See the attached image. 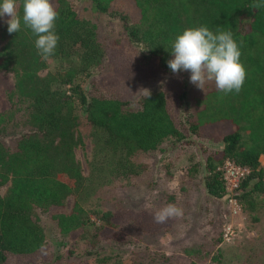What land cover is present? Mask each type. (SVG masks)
Instances as JSON below:
<instances>
[{"label":"trees","instance_id":"trees-1","mask_svg":"<svg viewBox=\"0 0 264 264\" xmlns=\"http://www.w3.org/2000/svg\"><path fill=\"white\" fill-rule=\"evenodd\" d=\"M81 1L119 22L112 49L99 40L96 25L80 17L68 0H51L58 12L59 41L47 60L38 54L37 37L23 23L18 33L9 34L7 24L0 27V71L11 75L14 97L10 108L0 113V264L30 256L42 264L58 261L34 215L59 210L68 198V211L50 215L62 239L92 249L103 230H125L124 223H116L118 212L86 210L87 192L138 177L144 166L135 163L134 156L206 141L218 128L229 132L203 160L204 190L210 198H225L218 168L225 161L246 168L234 197L256 222L257 196L264 195V167L259 163L264 156V7H251L258 0H129L137 11L132 20L112 8L114 0ZM17 6L22 16L23 0H17ZM200 26L233 33L246 79L238 94L225 95L216 88L205 92L194 100L193 111L187 101L190 72L173 74L167 61L173 58L176 37ZM51 60L56 63L49 67ZM105 63L128 84L111 85L95 76ZM156 77L164 81L148 88V99L143 92L133 94L139 84ZM81 118L92 128L86 176L74 155L81 143L76 133ZM154 214L140 220L139 212H126L125 217L136 233L168 231L173 218L157 223ZM220 241L218 236L216 243ZM184 253L193 256L198 250ZM215 253L218 257V248Z\"/></svg>","mask_w":264,"mask_h":264},{"label":"rangeland","instance_id":"rangeland-1","mask_svg":"<svg viewBox=\"0 0 264 264\" xmlns=\"http://www.w3.org/2000/svg\"><path fill=\"white\" fill-rule=\"evenodd\" d=\"M68 1L80 17L96 25L99 40L112 49L120 32L119 22L94 12L88 2ZM112 8L132 20L137 16V11L129 0H114ZM7 19V16L0 18V27L6 24ZM55 63L51 60L49 67ZM94 74L106 80L107 84L115 85L120 81L124 82L123 85L128 84V79H122L118 72L112 73L106 63ZM189 77L190 75L186 77L187 101L191 106L190 110L194 111V100L216 86L214 82H208L202 91L190 83ZM163 81L159 77L148 79L139 84L138 90L133 94L138 96L142 89ZM122 90L126 92L127 88ZM12 91L11 75L0 71V113L8 110L14 101ZM228 132V129L218 128L209 140H193L191 144H175L165 147L164 151L134 156L132 160L144 166L138 177L88 189L84 204L86 210L118 212L116 223L122 222L125 225V230H103L100 234L101 241L92 249L87 248L83 242L59 237L50 219V215L57 211H68L71 198L59 210L46 214L35 213L34 216L44 231L49 252L56 251L59 255V260L54 264H67L69 261L71 264H159L165 263V260L171 264H264V195L257 196L260 209L256 214L257 221L251 222L241 210L231 214L224 198H210L203 187V160L208 152L219 148L220 137ZM76 133L81 143L74 149V155L80 163L82 174L86 176L92 148V128L81 118ZM261 163L264 167V157L261 158ZM3 191L4 188L1 189ZM167 204H175L183 209V215L173 218L168 231L136 233L129 218L125 217L126 212H139L140 219ZM228 225L233 232L232 239L227 243L222 240L219 244L216 243L218 236L221 237L223 229ZM58 243L60 244L57 246ZM192 248L197 249L198 253L193 256L184 253ZM217 248L219 256L215 257ZM40 262L41 259L30 256L14 257L8 264H42Z\"/></svg>","mask_w":264,"mask_h":264},{"label":"clouds","instance_id":"clouds-1","mask_svg":"<svg viewBox=\"0 0 264 264\" xmlns=\"http://www.w3.org/2000/svg\"><path fill=\"white\" fill-rule=\"evenodd\" d=\"M251 7H264V0H258ZM5 16L8 17L5 22L9 34L18 33L23 23L37 37L34 46L42 59L47 60L55 54L59 41L55 32L58 12L51 0H23L22 16L17 0H0V18ZM170 53L173 58L167 65L171 72H190V83L202 91L208 82H214L216 89L225 95L238 94L244 85L246 69L240 60V46L230 30L213 32L206 26L185 29L176 37ZM142 92L146 99L151 96L149 89H142ZM182 215V208L167 204L155 212L154 219L164 223Z\"/></svg>","mask_w":264,"mask_h":264},{"label":"built area","instance_id":"built-area-1","mask_svg":"<svg viewBox=\"0 0 264 264\" xmlns=\"http://www.w3.org/2000/svg\"><path fill=\"white\" fill-rule=\"evenodd\" d=\"M218 170L221 173V177L224 183V189L226 191L225 201L229 208L231 214H236L240 212V207L234 197V192L238 187L239 182L244 178V176L248 173L246 168H242L232 164L229 161L223 162ZM233 237V232L230 226H226L223 229L221 234V240L224 243H227Z\"/></svg>","mask_w":264,"mask_h":264},{"label":"crops","instance_id":"crops-1","mask_svg":"<svg viewBox=\"0 0 264 264\" xmlns=\"http://www.w3.org/2000/svg\"><path fill=\"white\" fill-rule=\"evenodd\" d=\"M263 157H264V156H260V157H259V163H260L261 166H263V164L261 163V158L263 159Z\"/></svg>","mask_w":264,"mask_h":264}]
</instances>
